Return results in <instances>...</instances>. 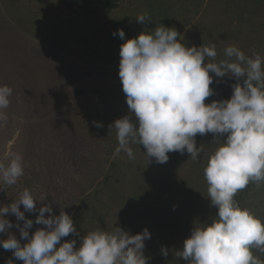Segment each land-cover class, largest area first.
Masks as SVG:
<instances>
[{
    "label": "rangeland",
    "instance_id": "rangeland-1",
    "mask_svg": "<svg viewBox=\"0 0 264 264\" xmlns=\"http://www.w3.org/2000/svg\"><path fill=\"white\" fill-rule=\"evenodd\" d=\"M138 14L151 20L138 23ZM162 24L181 33L186 46L215 45L217 61L231 45L264 58V0H120L88 17L66 12L58 0H0V86L12 89L7 120L0 121V162L18 153L24 169L15 185L0 182V207L28 189L54 214H70L80 235L147 228V264H186L177 255L183 240L217 211L202 156L170 152L161 164L137 144H130L133 159L113 155L118 141L111 124L128 113L118 75L123 41L113 33L123 29L130 38ZM209 74L214 95L205 103L229 98L235 79ZM195 139L206 150L215 147L211 133ZM234 200L264 223V182H250ZM25 215L35 221L37 213ZM6 218L16 220L11 213ZM37 227L44 226L34 222L29 233ZM71 239L78 247L79 236L63 238ZM251 251L264 261V252Z\"/></svg>",
    "mask_w": 264,
    "mask_h": 264
},
{
    "label": "clouds",
    "instance_id": "clouds-1",
    "mask_svg": "<svg viewBox=\"0 0 264 264\" xmlns=\"http://www.w3.org/2000/svg\"><path fill=\"white\" fill-rule=\"evenodd\" d=\"M135 18L141 24L151 20L146 14ZM117 35L123 41L118 75L128 113L111 124L118 141L114 157L124 152L133 159L130 144H137L157 163H166L170 152L185 151L193 160L202 156L205 162L208 199L217 211L210 222L192 228L178 257L186 264H264L251 251L264 252V223L234 200L250 182H264V58L258 53L246 56L231 45L217 61L215 45L186 46L181 33L163 24L135 37L125 38L123 29L113 33ZM209 73L235 79L229 98L205 103L214 95ZM11 94L10 87L0 86V121L7 120L4 110ZM208 133L215 145L210 151L203 144L197 146L195 139ZM23 173L18 153H10L6 164L0 162L3 184L15 185ZM25 211L37 213L35 221ZM9 213L17 223L6 218ZM34 222L44 227L30 234ZM14 227L19 239L11 231ZM0 234H6L0 247L22 264H147L149 259L144 254L145 241L151 239L147 228L129 234L116 226L112 231L97 228L80 235L70 214L63 209L54 214L51 204L37 202L28 189L0 207ZM70 234L79 236L78 247L75 239L63 240ZM160 251L169 255L164 246Z\"/></svg>",
    "mask_w": 264,
    "mask_h": 264
},
{
    "label": "trees",
    "instance_id": "trees-1",
    "mask_svg": "<svg viewBox=\"0 0 264 264\" xmlns=\"http://www.w3.org/2000/svg\"><path fill=\"white\" fill-rule=\"evenodd\" d=\"M63 9L76 16L88 17L93 16L98 13L101 8H106L108 10L117 7L120 0H58ZM21 211H23V206L20 205ZM27 214V212H24ZM27 218L31 219L30 216L25 215ZM13 224L17 223L16 220L11 221ZM22 224V222H19ZM15 229V231H13ZM11 231L19 239V230L15 227ZM0 238H6V234H1ZM23 244V241H21ZM11 260V261H10ZM17 261L10 250H4L0 247V264H15Z\"/></svg>",
    "mask_w": 264,
    "mask_h": 264
}]
</instances>
